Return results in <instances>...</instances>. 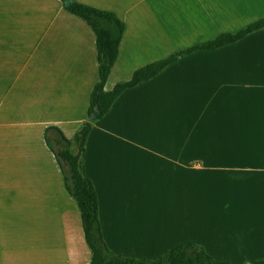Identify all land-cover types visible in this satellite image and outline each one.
<instances>
[{"label":"crops","instance_id":"0c3cea01","mask_svg":"<svg viewBox=\"0 0 264 264\" xmlns=\"http://www.w3.org/2000/svg\"><path fill=\"white\" fill-rule=\"evenodd\" d=\"M244 3L253 8L252 0ZM152 30L153 34L144 29L142 33L135 27L129 34L125 24L108 78L117 69L126 71V77L107 81L106 91L148 64L129 69L130 62L140 57V41L154 39L157 31ZM203 52L212 51L184 56L155 77L124 90L108 113L92 122L82 173L94 183L103 237L117 255L152 259L191 241L213 257L235 264L264 259V142L245 139L255 136L257 111L264 112V106L242 101V94L250 100L264 87V71L250 65V56ZM75 121L52 122L67 136L66 128ZM41 128L35 127L34 134L28 129L17 134L18 128L11 136L8 166L16 180L9 185L16 190L9 189L14 193L6 198L12 204L4 205L15 207L18 199L26 198L25 219L35 244L40 236L39 241H45L56 235L57 225L51 229L54 214L64 213V203L50 196L55 188L50 177L61 173ZM18 138H28L32 150L21 151ZM41 153L47 169L36 170ZM32 156L35 163L29 159ZM24 158L34 173L19 178L20 165H15ZM15 192H22L18 199ZM71 236L80 241L75 245L74 239L69 240L71 253L82 259L77 258L76 264H90L83 228Z\"/></svg>","mask_w":264,"mask_h":264},{"label":"rangeland","instance_id":"374dc122","mask_svg":"<svg viewBox=\"0 0 264 264\" xmlns=\"http://www.w3.org/2000/svg\"><path fill=\"white\" fill-rule=\"evenodd\" d=\"M73 1L117 13L129 34L135 32V27L142 33L143 29L152 34V28L157 31L154 39L140 41V57L130 62L129 69L163 59L218 33L235 32L264 16V0H252L251 10L244 0ZM65 5V0H0V264H43L45 259L46 264H76L79 258L71 253L73 248L69 240L74 239L75 245L80 244L76 236H71L74 232L78 234V228H83L80 212L73 197L64 189V176L57 162L61 175L50 177L55 186L50 196L54 201L64 203V213L54 214L51 227L57 225L54 238L39 241L43 238L40 236L35 244V235H30V225L25 219L27 200L24 197L18 199L22 192H15L18 199L15 207H4L12 204L6 197L14 193L9 189L16 187L9 185L15 176L10 174L13 169L8 166V156L11 136L18 128L17 134L27 133V129L34 134L35 127H42L45 133L50 126L55 127L52 121L76 118L75 124L66 128V137L73 139L83 124L96 119L91 120L92 112L87 110L90 92L98 78L96 36L84 21L69 13ZM133 49L132 46L131 52ZM203 53L250 56V65L264 71V30L235 45ZM120 77H126V71L117 69L107 81L110 83ZM263 90L260 86L250 100L242 94V101L257 102L263 108ZM257 112L258 122L253 126L255 136L245 139L258 144L264 142V139L256 138L264 137L261 123L264 112L260 109ZM18 141L21 151L32 150V145L26 144L28 138L27 141L18 138ZM41 158L45 160L42 153L37 164L33 156L29 158L35 163L36 170L47 169ZM26 161L24 158L16 162L15 167L20 165L19 178H28L34 173ZM51 251L53 256H50Z\"/></svg>","mask_w":264,"mask_h":264},{"label":"trees","instance_id":"16d2710c","mask_svg":"<svg viewBox=\"0 0 264 264\" xmlns=\"http://www.w3.org/2000/svg\"><path fill=\"white\" fill-rule=\"evenodd\" d=\"M65 8L84 21L96 36L98 81L91 92L89 105V112H96V119L108 113L114 101L124 90L155 77L180 58L199 51H215L236 44L248 35L264 29L263 16L235 32H221L211 39L196 42L163 59L146 64L135 70L129 80L117 83L110 91H106L105 84L118 58L125 23L111 10L100 9L78 1L65 5ZM96 106L98 109L95 111ZM91 128L92 123L86 122L73 139H68L59 128L54 126H50L44 134L46 144L53 152L63 173L65 189L80 209L84 238L90 251V264H235L214 258L202 246L191 241L180 244L152 259L121 256L112 252L103 237L98 195L94 183L82 173V154ZM250 264H264V259L254 260Z\"/></svg>","mask_w":264,"mask_h":264},{"label":"water","instance_id":"95a60500","mask_svg":"<svg viewBox=\"0 0 264 264\" xmlns=\"http://www.w3.org/2000/svg\"><path fill=\"white\" fill-rule=\"evenodd\" d=\"M72 2V0H65V4L69 5ZM98 109V106H96L95 111ZM94 118H96V112H92L91 113V120H93Z\"/></svg>","mask_w":264,"mask_h":264}]
</instances>
